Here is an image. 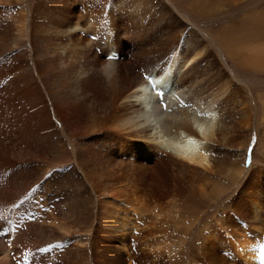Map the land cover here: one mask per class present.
<instances>
[{"label":"bare ground","instance_id":"obj_1","mask_svg":"<svg viewBox=\"0 0 264 264\" xmlns=\"http://www.w3.org/2000/svg\"><path fill=\"white\" fill-rule=\"evenodd\" d=\"M177 3L0 0V264H264V166L222 149L249 141L235 72ZM196 197L227 211L158 218Z\"/></svg>","mask_w":264,"mask_h":264},{"label":"rangeland","instance_id":"obj_2","mask_svg":"<svg viewBox=\"0 0 264 264\" xmlns=\"http://www.w3.org/2000/svg\"><path fill=\"white\" fill-rule=\"evenodd\" d=\"M177 4H180L177 7L179 12L186 14L185 17L181 16V19L185 23L192 22L194 29L203 35L219 57V60L223 62V59L226 58L230 61L229 64L235 72L234 81L242 95V106L246 108L245 115L247 114L248 117L245 121L248 122V127L243 130L242 137H238L237 140L242 143V140L247 136L249 141L245 144L244 149H241L239 145L222 147L226 151L224 154L227 155L226 165H231L236 171L240 167L246 168L248 162H254L256 158L254 164H262L264 166V0H178ZM169 5L176 7L172 3H169ZM13 10L15 12L14 17L22 21L26 19L27 12L22 10L21 6L13 5ZM142 22H148V20L145 19ZM220 49L221 52L219 51ZM233 56L236 58L231 61ZM253 60L261 61L262 68H253L251 65ZM54 154L52 158L55 161V156L57 155L58 158V154ZM43 165L47 168L51 166L49 162L43 163ZM163 172L162 179L168 182L171 172L169 170ZM213 175L220 185L229 184L230 182L228 178L221 174L214 173ZM232 191L235 192L231 188L228 189V192L231 193ZM101 197L103 198V196ZM167 197L168 199L170 198L169 196ZM166 200L161 203L163 211L158 217L159 219L172 220L173 218L179 219L181 216L185 217V213H202V215H207L206 219L208 220L210 215H220V213L227 211L225 209L221 210L218 207V201H214V198L203 203L201 199L196 197L193 201L201 204L197 208L198 210L195 207L191 209L183 207L180 200L177 202L170 201L165 204ZM181 207L187 210L184 211V215L179 213V211L181 212ZM201 226L199 224L197 227ZM172 227L173 224L170 223L168 232L165 233L169 237L165 245L170 247L171 253L178 246L177 243H174V237L172 236V232H177L178 230H174ZM197 227L195 228L196 230L198 229ZM184 228L185 225L182 229ZM159 235H162L160 231H158L156 236Z\"/></svg>","mask_w":264,"mask_h":264}]
</instances>
